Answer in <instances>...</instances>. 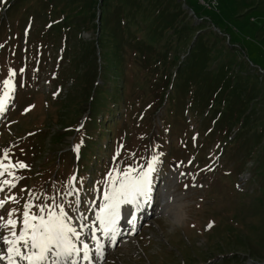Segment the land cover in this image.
<instances>
[{"label": "rangeland", "instance_id": "374dc122", "mask_svg": "<svg viewBox=\"0 0 264 264\" xmlns=\"http://www.w3.org/2000/svg\"><path fill=\"white\" fill-rule=\"evenodd\" d=\"M82 1L0 0V82L9 77L10 70L16 73L14 94L0 113V156L8 150L13 163L23 161L28 166L15 169L20 178L16 186L0 192V199L15 196L19 201H9L0 215L7 217L8 209H17L15 218L21 217L29 200L33 205L62 203L78 231L80 224L91 226L84 230L97 228V215L111 183L109 171L118 169L122 173L130 167L135 176L148 171L151 163L149 197L138 206L126 209L128 205H121L126 211L145 206L138 217V230L108 249L103 264H250L240 253L242 259L231 258L230 251L221 254L219 244L223 249L227 247L223 245L228 237L225 232L233 222L238 223L237 228L252 246H264V218L258 216L250 197L254 188L241 180L242 176L248 177L243 170L249 162L247 151L253 136L246 133L229 144L235 150H228L226 145L221 154L223 145L219 146V140L223 136L233 138L227 137L228 133L222 135L225 120L220 122L217 110L223 98L212 101L214 91L208 90L207 83L201 82L196 88L192 85L188 90L182 87L173 95L175 101L167 103L166 95L161 94L162 77L142 68L145 54L135 56L134 47L124 40L118 47L123 62L119 70L126 78L117 80L118 98L112 104L118 110L104 121L114 125L112 132L98 133L95 127L87 132L77 129L80 122L86 127L92 121L88 116L92 89L84 82L91 76V82H99L97 49L87 64L79 59L82 49L74 47L77 25L73 23L78 22L77 9ZM117 1L109 0L114 12L123 6ZM177 1L194 23L205 21V32L213 30L221 36L213 37L216 43L208 44L214 51L217 45L228 44L237 61L259 71L256 78L264 95V0ZM68 23H72L71 31ZM80 35L88 38L92 32ZM136 79L138 86L146 82L144 90L136 86ZM257 86H247L250 96H257ZM187 101L191 104L185 107L183 102ZM212 103L220 124L212 123L211 116L206 115ZM254 109L261 114V105ZM95 121L98 124L101 117ZM230 129L233 135L236 130ZM79 133L94 136L93 145L101 147L96 153L98 158L86 156L91 143L86 137L76 140ZM106 134L107 138L96 141ZM81 157L87 158L88 165L81 162ZM73 176L76 179L70 181ZM3 178L12 179L7 174ZM73 187L79 190V204L75 195H63ZM163 197L180 206L184 214L180 221L161 208ZM32 211L38 209L33 207ZM87 236L81 238L83 243ZM234 239L238 242L236 234ZM5 248L0 243V252Z\"/></svg>", "mask_w": 264, "mask_h": 264}, {"label": "trees", "instance_id": "16d2710c", "mask_svg": "<svg viewBox=\"0 0 264 264\" xmlns=\"http://www.w3.org/2000/svg\"><path fill=\"white\" fill-rule=\"evenodd\" d=\"M117 2L123 6L116 12L110 7L109 0H83L77 9L78 22L73 23L77 25V29H73L77 36L74 47L82 49L79 59L88 64L89 56L92 53L95 56L96 49L99 59V69L96 70V78L99 82H91L92 76L88 81H83L90 83L92 89L88 108V116L92 117V121L86 127L80 122L77 129L87 132V129L95 127L98 133L104 130L112 132L110 128L114 125L104 121L118 110L112 104V101L118 98L116 84L117 80L126 78V75L119 70L123 62L120 61L121 50L118 47L127 40L134 47L135 56L145 54L140 62L141 67L151 69L162 77L161 94L166 95L167 103L171 104L175 101L173 95L176 96L182 87H186L185 90L190 89L192 85L196 88L201 82L207 83L208 90L214 91L212 101H215L214 98L217 100L223 98V102L218 104L219 113L216 112L221 115L220 122L225 120L222 125L225 127L222 135L228 133L227 137L233 139L229 140L223 136L219 140V146L223 145L221 154L225 152L226 145L228 150H232L234 148L229 144L246 133H251L252 146L247 151L249 162L245 163L243 170L248 177L242 178L246 185L254 188L250 197L256 203L258 216L264 218V95L256 78L259 71L237 61L233 55L234 49L228 44L217 45L214 51L208 44L216 43L212 38L220 39L221 36L213 30L205 32L207 30L205 21L194 23L188 10L182 9L181 3L177 0H118ZM98 10H101L99 16ZM71 24L68 23V31H71ZM80 32H92V36L83 37ZM161 42L163 44H160ZM172 67L175 69L173 72ZM85 71L88 70L84 69ZM184 75H186L185 79H183ZM215 80L217 82L214 85ZM135 83L138 86L137 79ZM256 83L258 94L252 97L247 86ZM145 84L146 82H143L138 87L144 90ZM110 87L113 90H110ZM188 104H191V101L183 102L185 107H188ZM257 104L262 107L261 114H256L254 106ZM215 108V103H212L206 115L211 116L212 123H219V117L213 114ZM198 115L202 117V114ZM96 117H101L98 124L95 121ZM231 127L236 130L233 135ZM107 135L100 136L96 141L99 143L102 137L107 138ZM75 137L76 140L86 137L91 143V149L86 156L89 155L90 159L98 158L96 153L101 152V147L93 145L94 136L79 133ZM79 143L82 145V141ZM87 161V158L82 160L81 157V162L85 165H88ZM89 164H91L90 160ZM256 177L260 180L256 181ZM239 184L240 182L237 185ZM231 225H234L235 229ZM231 225L230 230L225 232L228 237L223 245L227 247L223 249L221 243L219 244L221 254L230 251L233 255L231 258L242 259L238 256L240 253L249 259L250 264H264V246L260 244L252 246L249 239L246 240L247 235L242 229L237 228L238 223L231 222ZM234 234L237 235L238 242L234 239ZM241 241H243L242 246H239ZM221 251L217 250L216 253L219 254Z\"/></svg>", "mask_w": 264, "mask_h": 264}, {"label": "snow or ice", "instance_id": "6c2138e0", "mask_svg": "<svg viewBox=\"0 0 264 264\" xmlns=\"http://www.w3.org/2000/svg\"><path fill=\"white\" fill-rule=\"evenodd\" d=\"M23 71V68L20 69L21 73ZM15 75V71L10 70L9 77L0 82L2 84L0 113L6 110V106L14 94L16 85L13 78ZM75 147L78 151L79 145ZM27 167L23 161L13 163L8 155V150H4L3 155L0 156V192H3L6 187L14 188L16 186L15 181L20 178L16 177L15 169ZM152 170L153 165L149 163L148 171L142 170L135 176L131 175L133 170L130 167L125 168L122 173L118 169L109 171L107 176L111 183L108 185L109 190L104 193L105 202L97 215V221L105 235L110 232L115 233L116 224L121 216V205L138 206L141 200H146L149 197L151 192L150 172ZM5 174L12 179L3 178ZM75 179L76 177L73 176L70 181ZM63 195H75L76 204L80 203L79 190L74 187ZM9 201L19 203L15 196H8L5 199H0V210H4ZM33 207H36L38 211L33 212ZM23 208L19 218H15L14 215L17 209H8L7 217L0 215V243L6 245V248L0 252V260H7L8 264H20L21 261H26L27 264H75L73 255H78L80 252H83V260L90 259L88 244L81 241L82 248H78L73 243V238L80 240L82 229L91 226L81 225V231H78L70 223L72 217L64 210L62 203H57L54 206L33 205L29 200L25 202ZM129 223L132 221L130 220ZM208 226L211 227V224ZM5 230H7V235L4 234ZM92 239H96L94 233ZM96 251L100 252L99 246Z\"/></svg>", "mask_w": 264, "mask_h": 264}, {"label": "bare ground", "instance_id": "6f19581e", "mask_svg": "<svg viewBox=\"0 0 264 264\" xmlns=\"http://www.w3.org/2000/svg\"><path fill=\"white\" fill-rule=\"evenodd\" d=\"M165 198H167V197H163V200H162V202H163V204H162V207L161 208H163V210L164 211H169V212H171V213H173V215H174V217H176V221H180L182 218H183V216H184V214L182 213V210H181V208H180V206L177 204H173V202L172 201H170V200H164ZM143 202H141L140 204H142ZM182 207V206H181ZM123 208V207H122ZM127 208H129V205L126 207V209ZM144 208H145V206H144ZM144 208L143 209H140V208H137V209H135V210H133V212H131V211H129V210H124L125 208H123L122 210H121V216H120V219L118 220V222H122L123 224L125 223H127L128 221H136L135 219L137 218V215L141 212V211H143L144 210ZM80 226H81V224H80ZM83 233L82 234H84V232L85 231H87L86 229L84 230V228H83ZM81 237H82V235H81ZM80 237V238H81ZM74 240H75V242H74V240H73V243L74 244H77V243H80L79 242V240H76L75 238H73ZM100 247V246H99ZM100 250H101V248H100ZM73 259H75V258H73ZM0 264H8V261L7 260H0Z\"/></svg>", "mask_w": 264, "mask_h": 264}, {"label": "water", "instance_id": "95a60500", "mask_svg": "<svg viewBox=\"0 0 264 264\" xmlns=\"http://www.w3.org/2000/svg\"><path fill=\"white\" fill-rule=\"evenodd\" d=\"M100 12H98V14H99Z\"/></svg>", "mask_w": 264, "mask_h": 264}]
</instances>
